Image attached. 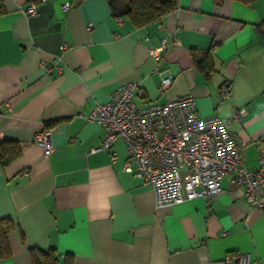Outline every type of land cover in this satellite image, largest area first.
I'll return each instance as SVG.
<instances>
[{
  "label": "crops",
  "instance_id": "0c3cea01",
  "mask_svg": "<svg viewBox=\"0 0 264 264\" xmlns=\"http://www.w3.org/2000/svg\"><path fill=\"white\" fill-rule=\"evenodd\" d=\"M30 2L36 11L24 15ZM0 7V141L20 149L0 163V218L15 224L11 256L0 264H31L29 247L54 248L57 264H221L227 254L264 264V209L230 174L216 194L157 207L151 189L124 169L121 136L92 151L105 130L87 118L129 81L137 107L190 94L202 117L237 115L230 131L244 166L256 169L264 157V0H178L141 27L115 18L106 0ZM173 36L178 44L155 61L149 49ZM206 51L208 71L194 61ZM164 76L171 82L162 90ZM44 128L48 154L34 142Z\"/></svg>",
  "mask_w": 264,
  "mask_h": 264
},
{
  "label": "built area",
  "instance_id": "2783aa9c",
  "mask_svg": "<svg viewBox=\"0 0 264 264\" xmlns=\"http://www.w3.org/2000/svg\"><path fill=\"white\" fill-rule=\"evenodd\" d=\"M70 7V2L62 4L64 10ZM35 11L33 2L23 9L24 15ZM176 44L178 39L174 36L162 38L157 46L149 49V54L157 61L167 48ZM65 47L62 44L61 49ZM152 71L160 72L157 66ZM170 82L169 76H164L160 89ZM136 85L134 81L121 84L107 101L98 103L90 111L88 120L105 130L101 144L92 151L109 148L121 136L128 153L124 169L133 172L142 185L151 189L157 207L216 194L221 190L223 177L230 174L242 188L244 198L256 208L264 209V198L259 196L264 184V157H260L259 166L254 170L244 166L230 131L237 117L235 113L231 118L202 117L190 94L137 107L133 101ZM50 135L51 129L44 128L34 137L45 154L52 150ZM251 263L249 254H227L221 261V264Z\"/></svg>",
  "mask_w": 264,
  "mask_h": 264
},
{
  "label": "trees",
  "instance_id": "16d2710c",
  "mask_svg": "<svg viewBox=\"0 0 264 264\" xmlns=\"http://www.w3.org/2000/svg\"><path fill=\"white\" fill-rule=\"evenodd\" d=\"M178 0H106L112 15L115 18H126L134 26L141 27L161 20L177 7ZM248 4L252 0H235ZM2 11V7H0ZM264 26V20L258 24ZM212 60L210 51L202 53L200 59L194 61L198 67L208 71ZM20 154L18 144L11 140L0 141V163L6 164ZM14 222L11 217L0 218V260L11 256L8 236L14 229ZM28 253L31 264H57V254L54 248L41 249L29 247ZM67 264V263H66Z\"/></svg>",
  "mask_w": 264,
  "mask_h": 264
}]
</instances>
